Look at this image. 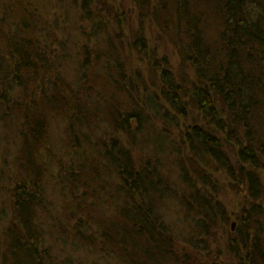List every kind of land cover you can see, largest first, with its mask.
Wrapping results in <instances>:
<instances>
[{
    "label": "trees",
    "instance_id": "obj_1",
    "mask_svg": "<svg viewBox=\"0 0 264 264\" xmlns=\"http://www.w3.org/2000/svg\"><path fill=\"white\" fill-rule=\"evenodd\" d=\"M63 1L46 19L49 0H0V123L12 126L14 146L13 171L0 166V191L9 198L8 212L0 203V264H264L262 212L252 231L227 241L229 259L208 255L221 207L204 185L207 168L217 166L252 189L260 183L264 0H132L137 20L151 21L157 41L179 59L175 69L136 29L129 53L144 54L145 79L127 66L117 44L123 20L108 0H80L79 14L91 24L81 27L88 44L80 47L70 32L74 20L60 14ZM70 41L85 54L71 83L63 77ZM96 67L111 97L118 89L126 96L123 111L90 84L87 71ZM91 91L97 104L89 107ZM61 115L71 136L54 152L51 123ZM91 127L97 133L82 130ZM232 145L236 164L226 148ZM171 205L187 210L185 222L206 241L169 219Z\"/></svg>",
    "mask_w": 264,
    "mask_h": 264
},
{
    "label": "rangeland",
    "instance_id": "obj_2",
    "mask_svg": "<svg viewBox=\"0 0 264 264\" xmlns=\"http://www.w3.org/2000/svg\"><path fill=\"white\" fill-rule=\"evenodd\" d=\"M5 1H9V0H5ZM11 1V0H10ZM48 1V0H47ZM51 1L48 3V7H47V11H43L41 16H44L46 19L47 18H52L55 17L56 12L53 11L54 9H56L57 11V5H58V1L60 0H49ZM12 2H15V0H12ZM64 4L62 6L61 12L60 14L63 16V18L65 19L66 16V12L69 15V18L71 17L73 20V26H76L75 29L78 28L77 32L75 29H70V32L72 33V36L75 37V41L79 42V47L81 45H87L88 42L86 40V36L82 33L81 31V27L83 29H88L91 24L89 25V22L86 21L80 14H79V10H80V0H68V2L63 1ZM107 5L111 6V9L113 11V14L115 12H118V15L120 17V19L122 18L123 23H122V31L124 33V40L121 43H119V38H116L118 36V34H116L115 32L112 31V27H109V31L113 34L111 35L112 39L116 40L117 44L120 45H124L121 50L123 51L124 54H127L126 56V63L127 66L131 69H133V71L138 70V73L141 75V77L143 79L147 78L148 73L147 72H143V69H145V57L144 54L142 52H139V50H135L132 51V53H129V45H128V39L133 41L134 38L131 37V33H134V31L138 28H140L145 36L146 42L150 44L149 49L150 50H154V53L156 55H161L164 54L169 61H171L172 65L175 67V69H177L178 64H179V59L177 58V55H173L174 50L172 48V46L170 44H162L159 40L157 41L158 38H160L159 33L156 31L157 28L154 26V24L149 21H142L139 22V20H137V14L133 5L132 0H108ZM53 7V8H52ZM52 8V9H51ZM66 9V10H65ZM109 8H108V12H109ZM108 12L105 15V19L108 20L107 16H108ZM57 15V14H56ZM115 15V14H114ZM68 20V19H67ZM112 26H117L114 25L115 22L112 19ZM157 32V33H156ZM61 37V36H60ZM94 38V37H93ZM92 43H94L93 41H91V43H89L90 46H92ZM95 47V45H94ZM105 45L102 42V44L99 45V50L102 51L104 49ZM155 47V48H154ZM141 48V47H140ZM68 52H71V55L69 56L67 54L66 56V60L69 62L67 63L68 65H65V70L63 73V77L65 78L64 80L68 81L71 83V81L79 78L82 74V67L84 65H81L84 59V53L81 52H75V50L79 49L78 47H76V44H74L73 42L70 41L68 47ZM67 49H64L65 52H67ZM94 49V48H93ZM152 50V52H153ZM123 54V55H124ZM151 54V53H150ZM75 58V59H74ZM74 59V60H73ZM94 59V58H92ZM99 70H101L100 67H96L95 69L92 68L90 69V71H87L89 73L90 76V84L95 85V89L98 92V96L99 98L101 97H107L110 100H116V102H119V105L117 106L118 109L120 111H123V109H125V99L123 100V98H125L126 96H124V93H121L120 89H118V91H115V96L111 97V95H113V90L112 87H110V84H107V87H105V82H103V79L100 80V75L95 74L94 72L97 73L99 72ZM189 72L192 74V71L189 70ZM105 87V88H104ZM104 90V91H103ZM96 91H91L88 95V104L89 107L94 106L97 104L96 102ZM85 97V96H84ZM124 104V105H123ZM127 104V103H126ZM99 115H102L101 113ZM107 115V114H106ZM64 116V115H63ZM61 116H58L56 118H52V132L50 134V142L53 144V151H61V146L63 144V142L67 141L65 134L68 133V138H70L71 136V131L66 132L67 131V127L70 126V121L69 119ZM109 116V115H108ZM104 115L101 117V119H103ZM64 118V121H63ZM104 119H106L104 117ZM96 124H98L99 127L105 129V128H109L106 127L107 123H100L98 120L95 121ZM12 126L11 125H5L0 123V166H3L5 168V171L8 172V170L13 171V168L11 166V159L13 158V152H14V146H13V132L11 133V129ZM75 128H77V126H75ZM81 128V127H80ZM69 130V129H68ZM80 130L79 128H77L76 131ZM83 131H91V132H96V130H98L96 127H91V128H87V129H82ZM100 133V132H99ZM119 135V134H118ZM121 138L122 143H127V140L124 138V136L119 135ZM108 139L106 138V141ZM83 146V145H82ZM226 148L229 151V154L231 155V159L232 161L235 163L236 160V152L238 147H234L232 146H226ZM135 155H138V147L135 146ZM6 161V162H5ZM264 162L259 163L258 164V169L256 171L260 172V183H258L257 185L253 186V189L246 185L245 183L240 182L239 180H237V176L234 175L232 176L229 172L228 169L226 168H221L220 166H217L216 169L217 170H210L207 168L206 172L208 171V174H210L211 176L207 177L208 183L204 184L205 185V190L207 191L206 194H209L211 196V198L218 202L221 210L220 211H215L217 212L216 216L213 217V222L210 225L209 230H211V232L209 233L210 235V241H215L211 244V248L213 249L212 252H210L211 257L213 258V256H216L215 258L217 259H223V258H228L229 259V255L227 253L226 250V243L227 241H230V239H233L231 237L237 236V234L239 233V231H244L245 228L249 229L252 231V224L254 221V217L258 216L257 213L259 214V212H262L264 215V193L263 191L260 192L258 191V189H261V187L263 188L264 185ZM236 164V163H235ZM261 165V166H259ZM210 168V166H208ZM210 172V173H209ZM194 178V175L191 176ZM2 186H4V189H8V184H7V179L8 177H6L5 175L2 176ZM192 178V179H193ZM174 180L179 179L176 176V173L173 174V178ZM178 181V180H177ZM239 181V182H238ZM198 182V186L202 187L203 186L200 185V182L197 180ZM263 184V185H262ZM2 188V187H1ZM0 203L3 202L5 204V208L6 211L8 212L9 209V198L4 194V192L1 190L0 191ZM65 199L68 200V197L65 196ZM253 199V200H252ZM249 201H255V203L259 206V207H251L250 205H248ZM59 204V201H58ZM57 204V205H58ZM247 205V210L245 211L243 209L244 206ZM256 205V206H257ZM177 207L174 205H171V209H170V214H169V219L174 222L176 224V226L178 228L183 229V231H188L187 235H189V233L193 234H197L198 238L200 235V231L196 230L194 231L193 229H191V227L187 224V222H185V220H188L186 218L187 215V210L183 209V211H179L176 210ZM224 212V213H223ZM180 220H183V223L180 222ZM244 220V221H243ZM249 221V222H248ZM5 223H3V220L0 219V230L2 231L3 225ZM175 226V227H176ZM198 229V228H197ZM246 231V230H245ZM196 232V233H195ZM191 235V236H192ZM197 240L194 241H203L204 238L202 239H198L196 235H193ZM206 241V240H204ZM4 241H0V247L3 244ZM204 244V243H203ZM203 246H207V243ZM220 251V253H219ZM214 259V258H213Z\"/></svg>",
    "mask_w": 264,
    "mask_h": 264
}]
</instances>
